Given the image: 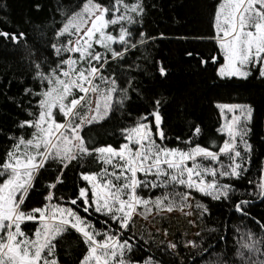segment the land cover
Instances as JSON below:
<instances>
[{"label": "snow or ice", "instance_id": "obj_1", "mask_svg": "<svg viewBox=\"0 0 264 264\" xmlns=\"http://www.w3.org/2000/svg\"><path fill=\"white\" fill-rule=\"evenodd\" d=\"M34 7L41 11L40 4ZM0 12L3 49L14 61L27 62L39 86L38 91L23 88L19 100L8 98L29 118L17 121L15 130L0 131L10 144L0 157V264H61L62 259L66 264H264V217L251 215L264 202V167L259 182L241 184L254 152L249 137L255 109L218 104L222 144L196 142L202 129L191 123L187 140L175 137L185 147H168L161 108L170 101L144 96L138 76L147 75V69L134 57L156 39L139 30L144 0H79L68 11L58 0L50 23L30 17L13 22L6 3ZM210 39L215 47L199 57L201 65H214L221 80L264 83V0H217ZM114 64L119 75L111 71ZM153 67L166 74L162 66ZM133 94L150 101L148 111L128 114L133 123L119 129L124 143L98 144L91 129L115 113L123 115ZM90 160L102 165L100 171L87 168ZM73 166L81 168L80 184L65 199L57 193ZM50 170L53 179L44 185L41 206H32L37 182ZM153 190L161 195H140ZM193 191L231 204L232 212L257 231L243 232L231 247L233 229L224 222L207 230L215 243L199 232L196 239L177 241L146 240L136 232L135 217L147 219L153 210L162 216L186 207L191 215ZM195 207L201 219L210 215L207 205ZM157 233L167 237V230ZM180 249L188 253L185 258Z\"/></svg>", "mask_w": 264, "mask_h": 264}, {"label": "trees", "instance_id": "obj_2", "mask_svg": "<svg viewBox=\"0 0 264 264\" xmlns=\"http://www.w3.org/2000/svg\"><path fill=\"white\" fill-rule=\"evenodd\" d=\"M57 2L58 0H0V4L8 5L10 19L13 22H21L23 18L30 17L36 23H50V17L54 14ZM59 2L63 9L68 11L79 3V0H59ZM216 3L217 0H144L146 12L142 21V29L139 30H143L156 39L149 41L146 48L135 52L134 57L138 58V62L147 69V75L138 76V79L142 81L144 96L146 98L163 97L170 101L167 106L161 108V115L166 125L165 131L170 140V142H165L168 147H185L175 137L187 140L191 135V123L199 125L202 129V135L196 142L202 146H210L212 141H215L216 145L222 144L223 138L216 131L222 124V117L216 105L235 103L252 105L255 111L249 142L253 144L254 152L250 170L246 178L241 181L242 185L247 186L248 180L259 182L261 179L259 169L264 166V142L261 141L264 137V83L252 79L248 81L236 78L221 80L215 75L214 65L204 66L198 62L200 56L206 57L215 47L210 38L213 35V9ZM36 4L41 5L40 12L35 10ZM3 15L0 12V16ZM55 18L59 23L60 16ZM0 27L3 25L0 24ZM2 44L3 42L0 41V131H9L17 128V121L29 117L8 98L13 97L19 100L23 88L29 87L38 91L39 86L34 80V73L27 68V62L14 61L10 53L3 49ZM187 53H192V55L189 56ZM153 64L162 66L166 74L160 75ZM111 71L119 75L121 69L114 64ZM108 74L105 72V75ZM9 81H11V87L8 86ZM24 99L27 102V98ZM132 101L125 105L123 115L115 113L110 121L101 122L102 127L91 129L98 144L106 142L116 147L124 143L119 135V129L133 123L128 114L131 117H139L151 106L150 101L147 99L140 101L134 94ZM23 134L26 138L30 137V130H26ZM9 146V141L0 135V157L4 156ZM212 150H216L215 145H212ZM201 162L208 163L207 161ZM101 167L102 165L93 160L87 164L88 169L96 172L100 171ZM80 171V167L73 166L65 172L63 177L65 183L60 187L58 195H63L65 199L71 197L74 185L80 184L78 179ZM52 179L51 170L41 175L36 191L31 196L32 206H41L44 185ZM177 190L184 191L183 188ZM192 194L210 210V215H206L203 219L198 214V220L204 228L202 236L209 242L215 243L216 236L207 230L218 228L221 222L233 229L230 233L232 239L228 241L230 247L241 239L243 232L249 229L253 232L257 231L251 221L242 220L239 213L232 212L231 204L212 201L211 198L194 191ZM140 195L146 197L151 195L154 198L161 193L153 190L151 193L141 192ZM251 215L257 219L264 217V202H258L251 209ZM31 227L29 225V228ZM235 229H239V232ZM174 239L175 241L185 240L180 231L176 232ZM77 251L73 248L71 253L73 258L76 257ZM152 251H155L154 247ZM179 252L182 258L188 254L183 249ZM144 254V252H138L137 256ZM61 264H66V262L62 259Z\"/></svg>", "mask_w": 264, "mask_h": 264}, {"label": "rangeland", "instance_id": "obj_3", "mask_svg": "<svg viewBox=\"0 0 264 264\" xmlns=\"http://www.w3.org/2000/svg\"><path fill=\"white\" fill-rule=\"evenodd\" d=\"M157 143H159V141H157ZM199 162L205 164L204 162ZM192 197L193 199L190 201L192 204L191 215H186V213L189 212V209L186 207L183 208V210L177 207L172 213H165L162 216L158 215L155 210H153L147 219L141 216L135 217L136 232L144 235L146 240L152 236L158 241L165 239L175 241V234L178 231L183 234L185 240L196 239V233L199 232L202 235L204 233V228L198 220L199 211L195 207L197 202H201L193 194ZM157 230L161 233L167 230V237L158 234Z\"/></svg>", "mask_w": 264, "mask_h": 264}, {"label": "bare ground", "instance_id": "obj_4", "mask_svg": "<svg viewBox=\"0 0 264 264\" xmlns=\"http://www.w3.org/2000/svg\"><path fill=\"white\" fill-rule=\"evenodd\" d=\"M264 167V166H263Z\"/></svg>", "mask_w": 264, "mask_h": 264}]
</instances>
